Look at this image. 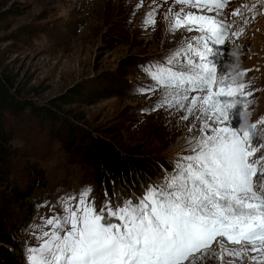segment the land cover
<instances>
[{"label": "rangeland", "instance_id": "obj_1", "mask_svg": "<svg viewBox=\"0 0 264 264\" xmlns=\"http://www.w3.org/2000/svg\"><path fill=\"white\" fill-rule=\"evenodd\" d=\"M152 7L155 25L142 26ZM181 7L174 0H0V71L11 76L21 96L40 105L81 87L87 100L58 103L60 109L82 116L81 127L150 166L147 178H136L134 188L125 190L130 195H140V184L149 178L159 181L186 148L192 118L179 120L185 113L175 107L153 109L162 91H138L152 83L143 66L165 59L183 38L200 34L167 31L169 9ZM237 9L240 15L233 16ZM222 17L230 26L225 44H210L217 55L209 59L233 80L252 82L250 121H259L264 117V0H228ZM5 128L17 150L13 177L27 182L33 167L45 183L33 189L32 214L19 231L21 264H26L27 249L38 243L34 226L61 212L58 197L91 185L99 210L105 190L95 183L90 164L76 150L65 151L47 123L25 111L5 115ZM237 264H248V258Z\"/></svg>", "mask_w": 264, "mask_h": 264}, {"label": "snow or ice", "instance_id": "obj_2", "mask_svg": "<svg viewBox=\"0 0 264 264\" xmlns=\"http://www.w3.org/2000/svg\"><path fill=\"white\" fill-rule=\"evenodd\" d=\"M174 3L182 7L169 9L167 31L200 34L143 66L152 83L138 91H162L153 109L175 107L185 113L179 120L192 118L186 148L159 181L142 182L138 196L114 187L99 210L91 185L58 197L61 212L34 226L38 243L26 264H237L244 257L264 264V117L250 121L252 82L233 80L209 59L217 55L210 44H225L228 0ZM154 13L142 26L155 25Z\"/></svg>", "mask_w": 264, "mask_h": 264}, {"label": "trees", "instance_id": "obj_3", "mask_svg": "<svg viewBox=\"0 0 264 264\" xmlns=\"http://www.w3.org/2000/svg\"><path fill=\"white\" fill-rule=\"evenodd\" d=\"M87 97L81 87H70L40 105L21 96L11 76L0 71V264H21L22 239L19 231L30 220L34 203L30 199L33 189L45 184L40 170L35 171L33 167L27 173V182L25 179L20 183L13 177L12 165L17 150L10 143L5 115H19L26 111L38 121L50 125L53 136H56L62 148L65 151L76 150L93 169L97 186L107 192H111L114 187L119 189L123 186L125 190L134 188L138 178L141 181L152 173L149 165H139L138 160L129 159L130 154L127 156L125 151L115 149L111 141L81 127L78 120L82 116L69 114L60 109L58 104L86 101Z\"/></svg>", "mask_w": 264, "mask_h": 264}]
</instances>
